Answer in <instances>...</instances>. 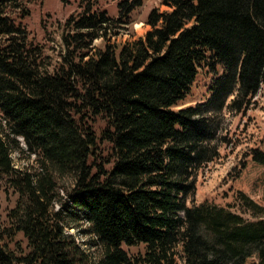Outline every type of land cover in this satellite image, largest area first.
<instances>
[{"label":"trees","instance_id":"16d2710c","mask_svg":"<svg viewBox=\"0 0 264 264\" xmlns=\"http://www.w3.org/2000/svg\"><path fill=\"white\" fill-rule=\"evenodd\" d=\"M28 3L0 0V183L18 196L0 264H264V207L241 193L261 217L248 221L194 201L223 112L249 110L264 86V0H161L151 29L121 46L107 39L143 1L120 2L118 18L86 3L55 63L24 24ZM204 66L209 97L177 110ZM15 152L35 167L18 168ZM251 156L264 166L263 151ZM78 226L99 258L68 232Z\"/></svg>","mask_w":264,"mask_h":264},{"label":"rangeland","instance_id":"374dc122","mask_svg":"<svg viewBox=\"0 0 264 264\" xmlns=\"http://www.w3.org/2000/svg\"><path fill=\"white\" fill-rule=\"evenodd\" d=\"M122 1L124 0H29L31 15L24 24L35 41L44 47L45 54L55 63L62 54V33L70 16L81 13L86 3L97 2L100 10L107 11L112 18H118L119 3ZM142 1L143 5L132 13L130 24L118 28L116 33L119 35H110L108 43L121 46L143 37L151 29L145 24L150 11L154 8H160L162 11L168 9L161 6V0ZM104 43L105 41L97 40L94 46L96 49L104 48ZM218 70L221 72V68ZM213 78L214 74L207 67H202L191 92L176 109L206 101L210 95L209 87ZM21 144L25 147L24 142ZM217 144L219 158L201 169L197 175L195 204L208 201L239 214L248 221L260 220L261 217L246 211L239 195L246 194L264 207V166L254 163L251 156L253 150L264 152V86L254 98L249 110L240 113L227 109L223 112ZM13 158L18 168L35 167L34 156L30 157L27 153L20 155L15 152ZM71 183L69 178L60 180V192L64 199H67L65 192L71 189ZM17 198L12 190H7V187L0 183L1 227L8 226L7 214L15 207ZM188 204L191 206V201ZM85 228L86 226H78L68 232L76 237L82 248L93 258H99L100 251L92 247V238L83 233ZM17 240H23L25 243L21 235H18ZM124 248L133 255L144 250V246ZM178 264H183L181 258L178 259Z\"/></svg>","mask_w":264,"mask_h":264}]
</instances>
